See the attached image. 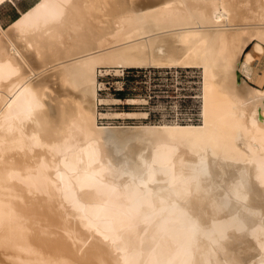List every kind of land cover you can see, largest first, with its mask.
I'll list each match as a JSON object with an SVG mask.
<instances>
[{
    "label": "bare ground",
    "instance_id": "6f19581e",
    "mask_svg": "<svg viewBox=\"0 0 264 264\" xmlns=\"http://www.w3.org/2000/svg\"><path fill=\"white\" fill-rule=\"evenodd\" d=\"M252 44L264 0H38L0 25V264H264ZM181 66L200 123L100 121L99 70Z\"/></svg>",
    "mask_w": 264,
    "mask_h": 264
},
{
    "label": "rangeland",
    "instance_id": "374dc122",
    "mask_svg": "<svg viewBox=\"0 0 264 264\" xmlns=\"http://www.w3.org/2000/svg\"><path fill=\"white\" fill-rule=\"evenodd\" d=\"M37 1L8 0L2 3L0 25L9 28L22 11ZM253 47L254 44L248 48L255 57L252 64L253 77L249 81L262 88L264 54L254 51ZM130 69L99 70V96L103 99L99 110L109 115L101 119V122L114 125L201 122L204 82L202 67H149L138 68L140 70L137 72L129 71ZM240 74L244 78L245 74ZM134 77L135 80L130 79ZM122 89L128 91L124 98L116 94V91ZM129 113L135 115L129 116Z\"/></svg>",
    "mask_w": 264,
    "mask_h": 264
},
{
    "label": "trees",
    "instance_id": "16d2710c",
    "mask_svg": "<svg viewBox=\"0 0 264 264\" xmlns=\"http://www.w3.org/2000/svg\"><path fill=\"white\" fill-rule=\"evenodd\" d=\"M139 70H140V69H138V68H131L129 71L137 72V71H139ZM130 77H132V76H130ZM130 79L135 80L136 77H134V78H130ZM127 92H128V91H127L126 89H122V90H118V91H116V94H117L120 98H124V97H126Z\"/></svg>",
    "mask_w": 264,
    "mask_h": 264
},
{
    "label": "water",
    "instance_id": "95a60500",
    "mask_svg": "<svg viewBox=\"0 0 264 264\" xmlns=\"http://www.w3.org/2000/svg\"><path fill=\"white\" fill-rule=\"evenodd\" d=\"M137 147H138V143H133V144L131 145V149H135V148H137ZM106 149H107V150H110V146L106 145Z\"/></svg>",
    "mask_w": 264,
    "mask_h": 264
}]
</instances>
